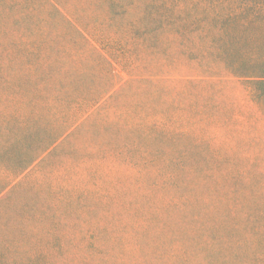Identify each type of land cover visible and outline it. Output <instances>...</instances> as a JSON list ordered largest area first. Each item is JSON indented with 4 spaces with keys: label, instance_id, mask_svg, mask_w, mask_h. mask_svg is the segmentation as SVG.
<instances>
[{
    "label": "trees",
    "instance_id": "16d2710c",
    "mask_svg": "<svg viewBox=\"0 0 264 264\" xmlns=\"http://www.w3.org/2000/svg\"><path fill=\"white\" fill-rule=\"evenodd\" d=\"M204 11L196 0H0V203L9 204L0 208V253L13 256L24 244L28 259L40 252L44 264H125L130 234L145 237L157 212L166 216V205L148 203L143 218L123 206L121 223L110 225L119 201L108 175L164 160V131L155 123L159 114L173 119L163 105L173 90L166 61ZM152 57L149 77L133 74ZM115 64L130 76L120 87ZM244 72L243 64L233 65V76ZM247 72L258 97L264 59L253 57ZM87 115L95 123L105 117L90 148L78 145ZM40 169L52 176L42 178ZM21 191L28 200L15 208Z\"/></svg>",
    "mask_w": 264,
    "mask_h": 264
},
{
    "label": "rangeland",
    "instance_id": "374dc122",
    "mask_svg": "<svg viewBox=\"0 0 264 264\" xmlns=\"http://www.w3.org/2000/svg\"><path fill=\"white\" fill-rule=\"evenodd\" d=\"M196 1L209 14L200 16L195 31L185 34V46L173 49L166 61L171 63L164 76L173 90L163 105L168 103L173 119L159 114L155 123L164 131L159 137L164 160L108 175L119 201L111 205L110 225L121 223L123 206L138 208L141 218L148 215V203L169 209L166 216L157 212L158 221L145 237L130 234L125 264H185V256L190 264H264V93L254 97L247 74L253 57L264 59V0ZM206 22H212L210 29H205ZM145 62L133 74L149 77L155 58ZM237 62L247 77L232 75ZM113 78L120 87L130 76L115 64ZM132 94L127 91L126 98ZM137 96L142 101L139 95L132 100ZM186 115H191L188 122ZM101 117L96 123L90 115L84 118L79 147L90 148L95 136L101 139ZM97 123L101 129L95 130ZM39 171L42 178L52 176ZM28 195L20 193L23 198L13 206L21 208ZM4 205L9 204L2 202L0 208ZM27 246L15 249L13 256L0 253V264H44L40 252L28 259Z\"/></svg>",
    "mask_w": 264,
    "mask_h": 264
}]
</instances>
